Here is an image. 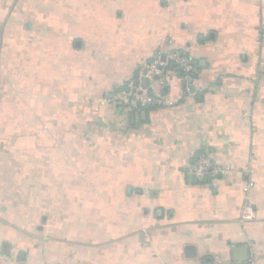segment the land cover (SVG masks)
<instances>
[{"label": "crops", "instance_id": "crops-1", "mask_svg": "<svg viewBox=\"0 0 264 264\" xmlns=\"http://www.w3.org/2000/svg\"><path fill=\"white\" fill-rule=\"evenodd\" d=\"M173 53L188 94L170 71L171 106L115 103ZM201 155L226 173L197 179ZM251 245L264 264V0H0V264H244Z\"/></svg>", "mask_w": 264, "mask_h": 264}, {"label": "built area", "instance_id": "built-area-1", "mask_svg": "<svg viewBox=\"0 0 264 264\" xmlns=\"http://www.w3.org/2000/svg\"><path fill=\"white\" fill-rule=\"evenodd\" d=\"M178 65V69L181 71V80L186 85V94L189 93L190 89V75H195L197 69L194 62L180 53H173L169 56L167 61H156L155 63L147 66L145 77L148 80V86H143L140 81L129 82L120 88L115 95V103H122L127 109L139 112L142 109L147 108L153 104L172 105L173 103L162 96V89L165 81L168 79L170 74V64ZM190 173L197 179L202 180L210 176H221L226 173L225 169L215 163L211 157L201 155L197 158L196 162L190 169ZM253 186V183H250ZM243 221H252L254 219V211L250 205H247L241 214ZM252 254L248 261L244 264H258L255 256L254 247Z\"/></svg>", "mask_w": 264, "mask_h": 264}, {"label": "trees", "instance_id": "trees-1", "mask_svg": "<svg viewBox=\"0 0 264 264\" xmlns=\"http://www.w3.org/2000/svg\"><path fill=\"white\" fill-rule=\"evenodd\" d=\"M168 68H169L170 71L177 73L178 76H180L182 74L181 71L178 69V65H176L174 63L170 64V66ZM190 77L191 78H196L195 75H190ZM153 105H155V104H153ZM153 105L148 106V107H152Z\"/></svg>", "mask_w": 264, "mask_h": 264}, {"label": "water", "instance_id": "water-1", "mask_svg": "<svg viewBox=\"0 0 264 264\" xmlns=\"http://www.w3.org/2000/svg\"><path fill=\"white\" fill-rule=\"evenodd\" d=\"M144 86H145V87L148 86V80H147V79L145 80V85H144ZM239 261L243 262L244 260H239Z\"/></svg>", "mask_w": 264, "mask_h": 264}]
</instances>
